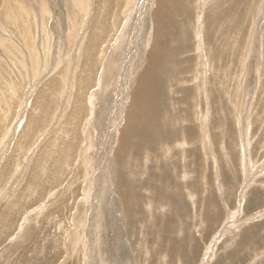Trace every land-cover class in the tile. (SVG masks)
Instances as JSON below:
<instances>
[{"label": "rangeland", "instance_id": "1", "mask_svg": "<svg viewBox=\"0 0 264 264\" xmlns=\"http://www.w3.org/2000/svg\"><path fill=\"white\" fill-rule=\"evenodd\" d=\"M156 1L0 0V264H264V0H175L124 151Z\"/></svg>", "mask_w": 264, "mask_h": 264}, {"label": "bare ground", "instance_id": "2", "mask_svg": "<svg viewBox=\"0 0 264 264\" xmlns=\"http://www.w3.org/2000/svg\"><path fill=\"white\" fill-rule=\"evenodd\" d=\"M149 1H152V0H149ZM179 1V0H178ZM175 5H176V7H177V4H176V2H175V0H157L156 2H155V7H154V9H153V14H152V20H153V22H152V28H153V36H154V40H153V44L151 45V47L149 48V51H147V56H146V64H145V66L143 67V69H142V71H141V73H138V77L136 78V80L134 81V88H133V84H132V81H131V86H132V92H131V96H130V101H129V105H127V109H126V113H125V116H124V121H123V125H122V128L124 129L123 130V133L121 132L120 134H122V137H119V139H118V141L119 142H121L120 144H121V146H122V148H123V144H124V142L126 143V141H127V143L129 144V137H131V136H133V131L135 130V129H137V128H135L134 127V123H136V121H139V119H138V116L140 115V112L139 113H136V111H138L139 109H140V107L142 108V109H140V110H143V109H148V108H150L151 107V105L153 104V103H156L154 100H149V98L147 97L148 95V90H149V88H148V86L150 87V85H148L149 84V82L152 80V79H150V77L152 76V72H155V71H153V69L155 68V66L157 65V63H159V62H157L156 63V61H160V59H161V57H159L158 55H160V54H158L157 55V53L158 52H156V53H154L155 52V50H153L154 48V46H156L157 44H158V38H159V34L160 35H162V36H165V33H163V31H162V27H164V22L166 23V21H168L169 20V17L171 16V14H172V12L174 11V9L176 8L175 7ZM181 6V5H180ZM179 5H178V7H180ZM183 6V5H182ZM178 7H177V9H178ZM176 10V9H175ZM173 15V14H172ZM172 18V17H171ZM164 24V25H163ZM124 26V25H123ZM167 35H169V34H167ZM161 39V38H160ZM164 39H165V37H164ZM178 40V39H177ZM180 41V40H179ZM160 42H162V41H160ZM162 44V43H161ZM159 48V47H158ZM157 48V49H158ZM155 49H156V47H155ZM159 50H162V47H161V49L159 48ZM164 51V50H163ZM161 53H162V51H160ZM131 55H132V51H131V53H130ZM134 54V53H133ZM170 55V54H169ZM168 56V55H167ZM134 58V57H133ZM158 58H159V60H158ZM131 59V58H130ZM154 59H156V61L154 60ZM168 59V58H167ZM167 59H165L164 58V60H167ZM153 60L155 61V62H153ZM169 60V59H168ZM167 60V61H168ZM166 61V62H167ZM131 62V60H129L128 62H127V65H129V63ZM162 62V61H161ZM154 63V64H153ZM155 63H156V65H155ZM165 63V62H164ZM117 64V63H116ZM166 64V63H165ZM164 64V65H165ZM131 65V64H130ZM159 65H160V63H159ZM162 65H163V63H162ZM159 67V66H158ZM158 67L157 68H155V69H158ZM162 69V68H161ZM168 69V68H167ZM171 69V68H170ZM173 71V70H172ZM131 72V71H130ZM157 72V71H156ZM136 75V74H135ZM154 75H156V73L154 74ZM153 75V76H154ZM124 77H128L129 78V76H128V74H127V69H126V67H125V69H124V72L122 73V80L121 81H123V79H124ZM154 82H157V81H155V80H153ZM125 83H126V81H124ZM123 82V83H124ZM155 87V86H154ZM150 89H151V87H150ZM154 91V90H153ZM118 93V96H119V98H118V101L117 102H121L122 104L124 103V101H123V99H124V97L122 96V93L119 91V92H117ZM154 95V94H153ZM156 96V95H155ZM154 97V96H153ZM157 97V96H156ZM151 99V98H150ZM153 99V98H152ZM152 103V104H151ZM148 105H149V107H148ZM155 105V104H154ZM155 106H158L157 105V103H156V105ZM154 107V106H153ZM153 107H152V109H153ZM158 108V107H157ZM123 110H125V109H123ZM150 110V109H149ZM157 110V109H156ZM121 110H119L118 112H120ZM151 111V110H150ZM149 111V112H150ZM143 111H141V113H142ZM152 112V111H151ZM144 113V112H143ZM156 113H159V111L158 112H156ZM116 114H117V112H116ZM120 114H121V112H120ZM150 114V113H149ZM148 114V117L150 116ZM147 116V115H146ZM147 117V118H148ZM140 118V117H139ZM156 119V118H155ZM150 120V119H149ZM148 120V121H149ZM153 120V119H152ZM154 121V120H153ZM152 121V122H153ZM159 121H160V119H159ZM155 122V121H154ZM153 122V123H154ZM118 123V122H117ZM121 123V122H120ZM124 123H126V125L124 126ZM157 123H158V121H157ZM159 123H161V125H163L162 123L163 122H159ZM158 123V124H159ZM149 124V123H148ZM137 125V124H136ZM151 125V124H150ZM155 126H157V124H154ZM161 125L159 126L160 128H161ZM165 125V124H164ZM158 127V126H157ZM156 127V128H157ZM159 128V129H160ZM159 129H158V131H159ZM162 129H165V127L164 128H162ZM117 130V129H116ZM125 131H127V133L128 134H124L125 133ZM130 131V132H129ZM130 133H132V134H130ZM138 133H139V131H138ZM161 133H163V132H161ZM207 133V132H206ZM137 134V133H136ZM156 134V133H155ZM164 134H169L168 132L166 133V131H165V133ZM164 134H162V136H164ZM174 134H175V132H174ZM141 135V134H140ZM142 135H144V134H142ZM147 135V134H146ZM127 137L129 138V139H127ZM164 137H166V136H164ZM114 138V137H113ZM143 138V137H142ZM150 138V137H149ZM127 139V140H126ZM141 139V138H140ZM144 139H146V138H143V139H141V140H143V142H146V141H144ZM131 141H134V140H131ZM149 141V140H148ZM147 141V142H148ZM167 141V140H166ZM110 143V142H109ZM154 143V142H153ZM158 143V142H157ZM140 144V143H139ZM138 144V145H139ZM143 144V143H142ZM142 144H140V145H142ZM137 145V144H136ZM110 146V145H109ZM121 146L119 147V148H116V151H115V156L116 155H118L121 151ZM126 146V145H125ZM125 146H124V148H125ZM128 147H129V145H128ZM135 147V142L133 143V145H132V148H134ZM137 147V146H136ZM140 147H144V145H142V146H140ZM124 148H123V150H124ZM139 148V147H138ZM150 148V147H149ZM130 149H131V147H130ZM110 151H111V149H109ZM135 150V149H134ZM125 151V150H124ZM142 151V150H141ZM113 152V151H112ZM107 153V152H106ZM108 154V153H107ZM123 154V153H122ZM121 154V155H122ZM121 158V157H120ZM105 160V159H104ZM107 160V159H106ZM82 164V163H81ZM103 167V166H102ZM118 169H119V167H117ZM118 173H120V171H117ZM127 178V177H126ZM117 179V178H116ZM121 183V182H120ZM135 185V184H134ZM88 187V186H87ZM118 188V187H117ZM120 188V187H119ZM131 189V188H130ZM125 190V189H124ZM98 192V191H97ZM93 215V214H92Z\"/></svg>", "mask_w": 264, "mask_h": 264}]
</instances>
